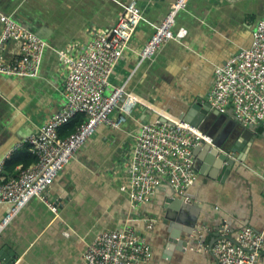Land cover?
Returning <instances> with one entry per match:
<instances>
[{
	"label": "crops",
	"instance_id": "obj_1",
	"mask_svg": "<svg viewBox=\"0 0 264 264\" xmlns=\"http://www.w3.org/2000/svg\"><path fill=\"white\" fill-rule=\"evenodd\" d=\"M128 1L0 0V12L47 43L38 76L0 73V163L24 149L26 139L65 105L67 68L60 51L82 52L98 31L117 23ZM137 1L143 20L105 92L124 85L142 102L120 129L99 125L60 171L48 191L61 201L58 213L34 197L16 214L0 235L1 264L6 258L10 264H87L85 250L98 233L128 227L144 234L151 246L153 255L141 264H218L207 246L223 225L232 238L246 227L264 231V125L241 124L231 108L201 127L228 142V155L235 159L228 173L212 170L201 145L193 150L198 177L184 195L190 202H173L179 196L166 177L147 204H134L129 192L130 159L142 122L182 119L193 103L207 102L215 68L251 46L264 0H189L174 26L186 28L187 35L168 41L150 59L141 58V49L173 0ZM10 207L0 203V221ZM192 225L202 229L198 243L186 234Z\"/></svg>",
	"mask_w": 264,
	"mask_h": 264
},
{
	"label": "built area",
	"instance_id": "obj_2",
	"mask_svg": "<svg viewBox=\"0 0 264 264\" xmlns=\"http://www.w3.org/2000/svg\"><path fill=\"white\" fill-rule=\"evenodd\" d=\"M188 2L172 1L168 13L141 49L142 59L153 58L165 43L181 40L187 35L186 28L174 30V26L177 14ZM142 20L143 10L138 1L129 0L117 23L98 31L82 52L60 51L67 68L66 103L26 139L25 144L36 160L18 172H6V161L0 163V203L11 205L0 221V235L34 197L58 213L61 201L52 199L48 191L60 171L99 125L120 129L127 116L142 102L124 85L115 86L109 94L105 92L111 85L110 76L116 63ZM0 27V73L17 77L38 76L46 41L10 14L0 12ZM11 43L16 44L15 49L10 48ZM214 75L207 97L211 107L221 113L231 108L245 126L264 125V17L256 24L251 46L217 66ZM79 114L85 118L76 130L61 136V127ZM204 143L213 144V137L185 119L142 122L130 159L129 192L134 204L149 203L161 187L163 177L177 196H184L198 177L193 150ZM197 227L195 232L201 235L202 229L199 228L200 232ZM207 247L204 248L212 252L218 264H261L264 231L246 227L232 238L223 225L217 240ZM152 255L145 235L131 227L101 231L84 253L87 264H141Z\"/></svg>",
	"mask_w": 264,
	"mask_h": 264
},
{
	"label": "water",
	"instance_id": "obj_3",
	"mask_svg": "<svg viewBox=\"0 0 264 264\" xmlns=\"http://www.w3.org/2000/svg\"><path fill=\"white\" fill-rule=\"evenodd\" d=\"M224 115H226V113H221L220 111L213 109L210 103L198 101L197 103H193L183 113L181 118L189 121L194 126L201 128L208 122H211V119ZM161 120L164 121L165 119H161ZM207 133L213 137V144L204 143L202 146L205 148V151L207 152V159L209 160V163H211L212 170L215 171L216 169H219L222 171V174H226L232 169L235 162V159L228 155L229 154L228 149H230L228 142L225 139L217 138L216 135L214 133H211L210 131ZM199 147H201V145L195 147L194 149ZM221 149L223 150L221 151ZM231 150L235 151L236 149L234 147H231ZM186 199H187L186 196H181L176 199L174 198L172 200H174L173 202L178 203V202H184ZM186 201H189V199H187ZM195 227L196 225L188 229L186 234L193 239L194 243H198L197 241L202 240V237L201 235H199L194 231ZM217 234L219 233H216V235ZM173 238L175 239H170V240H172L175 243H178L177 238L176 237ZM186 242L187 243H185L184 245H186L187 247L189 245V242L188 241ZM6 259H7V264H10L12 262L10 258H6ZM0 264H1V255H0Z\"/></svg>",
	"mask_w": 264,
	"mask_h": 264
},
{
	"label": "trees",
	"instance_id": "obj_4",
	"mask_svg": "<svg viewBox=\"0 0 264 264\" xmlns=\"http://www.w3.org/2000/svg\"><path fill=\"white\" fill-rule=\"evenodd\" d=\"M84 115L79 114L78 117H75L68 124L61 127L59 130L61 136H66L69 133L76 130L77 126L84 120ZM36 160V157L30 152L29 146L26 145L24 149L16 151L10 157L9 160L6 161V170L15 171L18 165H22V167H27L31 163Z\"/></svg>",
	"mask_w": 264,
	"mask_h": 264
}]
</instances>
